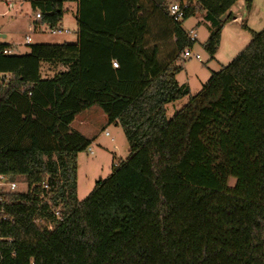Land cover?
Returning <instances> with one entry per match:
<instances>
[{
  "label": "trees",
  "instance_id": "obj_1",
  "mask_svg": "<svg viewBox=\"0 0 264 264\" xmlns=\"http://www.w3.org/2000/svg\"><path fill=\"white\" fill-rule=\"evenodd\" d=\"M190 1L214 59L239 0ZM71 3L77 44L0 43V176L28 187L0 194V264H264V30L242 25L249 45L193 96L177 76L196 42L165 0H30L34 24L60 28ZM44 63L62 70L43 79ZM94 106L130 156L80 201L95 140L71 125Z\"/></svg>",
  "mask_w": 264,
  "mask_h": 264
},
{
  "label": "rangeland",
  "instance_id": "obj_2",
  "mask_svg": "<svg viewBox=\"0 0 264 264\" xmlns=\"http://www.w3.org/2000/svg\"><path fill=\"white\" fill-rule=\"evenodd\" d=\"M75 7L74 3L65 4L67 12L60 28L69 30V34L53 35L49 27L34 24L36 14L31 8L30 0H0V34L3 36L4 34L8 35L5 39L0 38V43L10 45L14 55L28 54L30 46L34 45L77 44V23L71 12ZM229 13L236 20L227 25L226 32L232 40L240 41L241 38V42L243 41L242 43L246 44V47L251 42L252 36L242 25L245 24L250 30L257 33L264 30V0H253L250 9L247 7L245 0H239ZM182 22V27L186 32H190L192 29L196 30L198 38L191 52L193 55H200L202 58V61L194 57L189 60L182 58L183 70L178 77V81L181 85H184L192 78L189 82L192 88L191 95L194 96L202 89L201 83L205 84L209 80L205 70L208 71L209 68H214L210 56L204 49V45L210 36L211 24L205 20L204 15L201 13H196ZM26 36L31 41L28 45L25 42ZM61 70V67H53L44 63L41 67L42 77L43 79H51L56 72ZM187 103L188 98H184L168 105V108H166L167 118L172 119ZM87 116L90 117L93 124L85 127L83 132L90 134L88 135L91 137L90 140L94 139L95 143H92L89 147L93 150V154H90L88 149L79 154L78 158V195L82 200L92 192L96 181L104 180L110 175L113 161H123L130 156L129 144L122 129H116L114 125L109 124L99 106L90 108L81 117L84 119ZM82 129L83 127H80V130ZM106 133L110 137L106 136ZM112 139L115 142H112ZM114 145L118 148L117 153L113 151ZM116 156L119 158L116 159ZM15 182L18 184L17 192L25 193L27 191V184L23 177L17 178ZM235 183L234 179H230L229 186L233 187Z\"/></svg>",
  "mask_w": 264,
  "mask_h": 264
},
{
  "label": "crops",
  "instance_id": "obj_3",
  "mask_svg": "<svg viewBox=\"0 0 264 264\" xmlns=\"http://www.w3.org/2000/svg\"><path fill=\"white\" fill-rule=\"evenodd\" d=\"M75 4V3H74ZM75 9L74 10H72L71 8L69 9L71 12H72V14H73V18L75 19V21H76V11H77V5L75 4ZM233 20H236V19H234L233 18ZM233 20L231 21V22H229L227 25H229V24H231L232 22H233ZM227 25L224 27V29H223V31H222V34H221V43H220V47H219V50H218V52H217V54L215 55V57H214V59H211V64H214V70L213 69H211V68H209L208 69V71H206L205 70V72H206V74L208 75V78H210V76H211V74L213 73V71H215V70H217V71H220L221 69H222V67H225V66H227V65H229L234 59H235V57L239 54V53H241L244 49H245V45L246 44H243L242 42H241V38H240V41H237V40H235V39H231L229 36H228V34H227V32H226V28H227ZM5 33V32H4ZM7 36L8 35H6V34H4V36L2 35V34H0V38L2 39V38H7ZM13 53V52H12ZM179 75L180 74H178V76H177V81H178V77H179ZM207 78V79H208ZM192 80V78L189 80V81H191ZM188 81V83H186V84H184V85H181L180 83H179V81H178V83H179V85H181V86H187V87H189V89H190V92L192 93V88H191V86H190V82ZM208 81V80H207ZM201 85L203 86L204 84H202L201 83ZM201 86V87H202ZM168 108V107H167ZM90 110V109H89ZM85 112H88V110L87 111H85ZM85 112H83V113H81L80 115H78L77 117H76V119H75V121L72 123V125H71V129L73 130V131H75V132H77V133H79V134H81L83 137H85V138H87V139H91V137L90 136H88V135H90V134H87V133H85V132H83V130H84V128L85 127H89V125H92L93 123H92V121L90 120V117H85L84 119H82V115H84L85 114ZM105 118H106V120H107V117H106V115H105ZM112 125H114V127L116 128V129H119L120 128V126H118V125H116V124H112ZM75 126H77V127H75ZM80 127H83V129L82 130H80ZM106 135V134H105ZM110 137V136H109ZM112 142H115L113 139H112ZM93 143H95V142H93ZM117 146L116 145H114L113 146V151L115 152V153H117L116 151H117ZM116 155V154H115ZM117 158H119L118 156H116V159ZM127 159V158H126ZM125 159V160H126ZM122 161V160H121ZM124 161V160H123ZM117 163L118 161L117 160H115V161H113V163ZM113 165V164H112ZM96 183H97V181H96ZM95 183V184H96ZM78 191H79V186H78ZM78 199L80 200V201H82V199L81 198H79V195H78Z\"/></svg>",
  "mask_w": 264,
  "mask_h": 264
},
{
  "label": "built area",
  "instance_id": "obj_4",
  "mask_svg": "<svg viewBox=\"0 0 264 264\" xmlns=\"http://www.w3.org/2000/svg\"><path fill=\"white\" fill-rule=\"evenodd\" d=\"M190 0H165V8L169 15V17L172 19L174 23H181L184 21L187 10L190 8ZM40 18V15H36V20ZM53 35H61V34H69V30L62 29V28H56L50 30ZM188 37L191 41L196 42L198 38V34L195 29H192L190 32H187ZM26 44H30V38L26 36L25 38ZM192 49H187L183 55L182 58L185 60H189L191 58H196L199 61H202V58L200 55H193ZM6 54H11V52H5ZM113 66L115 68L118 67L117 63H113ZM106 136H109L108 133H106ZM89 153L93 154V150L91 148H88ZM28 189V187H27ZM18 190V184L15 181H10L5 176H0V194H8V193H16ZM27 192V191H26ZM20 193V192H19ZM1 205V202H0ZM5 210L4 208H0V215H4Z\"/></svg>",
  "mask_w": 264,
  "mask_h": 264
}]
</instances>
